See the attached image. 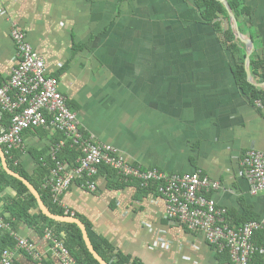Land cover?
Returning <instances> with one entry per match:
<instances>
[{
    "label": "crops",
    "instance_id": "crops-1",
    "mask_svg": "<svg viewBox=\"0 0 264 264\" xmlns=\"http://www.w3.org/2000/svg\"><path fill=\"white\" fill-rule=\"evenodd\" d=\"M232 1L246 10L236 21L250 56L264 62V0ZM12 24L58 79L85 137L143 169L198 172L220 182L224 189L210 197L235 217L260 223L251 264H264V192L249 193L241 165L248 150H264V107L237 87L234 58L193 0H0V82L16 62ZM54 136L51 129L23 133L19 163L27 173ZM95 181L94 192L73 182L60 201L117 252L141 264H232L203 234L168 221L160 196L114 189L103 174ZM14 195L0 191L3 216ZM12 230L42 256L35 262L18 251L14 264H60L43 233L25 222ZM6 233L0 232V251Z\"/></svg>",
    "mask_w": 264,
    "mask_h": 264
},
{
    "label": "built area",
    "instance_id": "built-area-1",
    "mask_svg": "<svg viewBox=\"0 0 264 264\" xmlns=\"http://www.w3.org/2000/svg\"><path fill=\"white\" fill-rule=\"evenodd\" d=\"M10 38L15 49V66L10 77L0 82V110L9 115L8 126H3L0 115V145L4 154L23 149V133L31 129H51L63 135L50 154L55 159L57 151L71 142L77 147L80 157L77 166L66 170L55 161L44 185L49 189L53 203L64 209L62 194L75 181L91 192L96 190L99 167L105 165L127 180H137L142 187L157 185V194L165 202V218L179 223L189 232L204 235L216 252H226L232 264H249L257 252L253 235L259 231V222H248L234 229L225 224L226 210L216 205L210 193L223 190L220 182L200 173L174 175L158 169H143L125 162L117 151L101 145L91 137H85L79 127L76 114L67 104L59 90L58 79L47 75L44 62L33 50L26 35L16 24L10 28ZM262 107L260 101L255 102ZM249 193L264 192V150H248L241 159ZM8 232L13 247L0 251V264H14L15 252H22L35 262L42 256L26 239L20 238L0 213V232ZM43 237L50 244V251L60 264H76L75 259L51 228L43 230Z\"/></svg>",
    "mask_w": 264,
    "mask_h": 264
},
{
    "label": "trees",
    "instance_id": "trees-1",
    "mask_svg": "<svg viewBox=\"0 0 264 264\" xmlns=\"http://www.w3.org/2000/svg\"><path fill=\"white\" fill-rule=\"evenodd\" d=\"M193 2L200 10V18L202 22L206 25L212 26L216 31H218L221 42L226 46L228 52L234 58L235 63L232 67V75L239 90L251 104H254L256 101H260L261 105L264 107V88H258L247 80L245 71V58L247 53L245 49L241 48L243 45L234 35L225 6L218 0H193ZM228 6L235 19L246 14V10L240 8L239 5L232 0L228 2ZM222 22L224 24H222ZM249 72L253 83L264 84V62L261 59L253 57V55L250 56ZM0 115L2 125L8 126L10 118L9 115L1 110ZM63 138L64 137L61 133L55 132L54 140L51 146H55L58 141ZM33 156L36 169L32 174H29L19 163L21 151H11L5 154L9 168L26 179L34 187L44 205L52 214L58 216H63L65 214L70 215L69 212L65 213L64 209L53 203L51 193L49 189L44 187V185L55 164V161L61 162L65 166L66 170H71L76 167L77 160L80 157L79 150L68 141L57 151L54 160L50 154V149L38 152ZM99 174L106 175L108 180L111 179L113 183V186L111 187L114 189H123L124 187L132 186L135 189H138L142 196H147L149 194L158 195L156 191V184H150L147 187H142L141 183L137 180L125 181L123 177L119 176L115 170L108 166L101 165L99 167L98 175ZM77 184L82 186L84 182L77 181ZM5 188L12 189L15 193L13 197L7 199V203L4 208L5 212L9 215V217H4L6 221L10 223L11 228L16 222H25L30 227L35 228L38 233H43V230L47 227L51 228L63 242L64 246L69 250L70 254L75 259L76 264H98L87 250L82 239L81 231L77 225L56 223L42 215L38 210L35 198L31 195L23 183L7 175L0 167V191ZM254 221L257 222V220L252 217L237 218L231 212H226L225 216V224L234 229H237L248 222ZM83 224L86 227L93 249L106 263L141 264L140 261L131 260L128 256L117 252L104 238L94 234L88 223L83 222ZM257 233L258 231H256L253 235V244ZM3 242L4 247L2 249L11 248L14 245L13 240L9 234L7 235V233L3 236ZM254 246L256 247L255 244ZM252 260L249 264L252 263Z\"/></svg>",
    "mask_w": 264,
    "mask_h": 264
},
{
    "label": "water",
    "instance_id": "water-1",
    "mask_svg": "<svg viewBox=\"0 0 264 264\" xmlns=\"http://www.w3.org/2000/svg\"><path fill=\"white\" fill-rule=\"evenodd\" d=\"M218 1L222 5L225 6V8L228 12L229 20H230L231 26L233 27L235 37L240 39L241 41H243V43L247 47V54H246V58H245V71H246L248 82L252 83L253 85H255L258 88H264V84L253 83L251 76H250L249 58H250V54L252 53L251 45L248 44V42L245 39H243L242 35L238 32L237 21H236L235 17L233 16V14L231 13L228 4L225 2V0H218ZM0 167L7 175H9V176H11V177H13V178H15V179H17L23 183V185L28 189V191L31 193V195L35 198V200L37 202L38 210L40 211V213L42 215H44L46 218H48L49 220L54 221L56 223L77 225V227L81 231V235H82V239L84 241V244H85L87 250L89 251V253L92 255V257L97 261L98 264H108L93 249L91 242H90V239L88 237L86 227L78 218L74 217L73 215H66L65 214L63 216H58V215L52 214L49 211V209L44 205L43 201L41 200L39 194L34 189V187L26 179H24L19 174L15 173L13 170H11L9 168L1 145H0Z\"/></svg>",
    "mask_w": 264,
    "mask_h": 264
}]
</instances>
